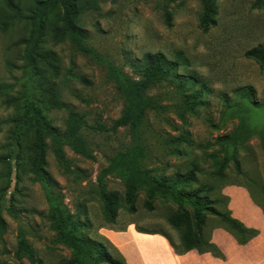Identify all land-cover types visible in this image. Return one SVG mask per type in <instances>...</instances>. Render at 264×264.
Here are the masks:
<instances>
[{
    "label": "rangeland",
    "instance_id": "1",
    "mask_svg": "<svg viewBox=\"0 0 264 264\" xmlns=\"http://www.w3.org/2000/svg\"><path fill=\"white\" fill-rule=\"evenodd\" d=\"M254 1L214 0L217 24L204 33L199 27L203 12L201 0H78L77 23L86 32V43L92 52L81 51L69 37L61 41L49 38L47 48L57 54L58 72L48 70L43 80L40 76L31 80L24 68L25 46L19 45V29L0 30V85H11L13 93L22 91L24 85L30 86L32 92L45 101L43 113L47 119L60 129L65 128L68 110L48 106V92L54 91V83L60 99L86 116L82 134L95 159L84 158L70 147L65 148L71 167L83 170V174L64 173L50 148L45 165L64 205L71 213L91 223L84 231L86 235L105 242L107 239L125 258L127 249L121 240L130 241L134 236L151 234L139 229L162 232L175 241L179 239L178 231L168 221L177 210L176 204H163L158 198L156 209L148 211L144 207L146 192L141 190L137 212L130 214L120 209L117 221L108 223L103 204L94 194L97 178L110 159L135 142L130 126L110 128L126 107L125 97L110 76V65L115 64L138 80L147 52H162L169 59L182 53L187 64L179 73L195 76L203 83L206 93L204 104L196 113H187V120L183 122L177 115V107L183 102L177 85L162 83L146 92L169 108L161 114L145 113L140 128V143L148 154L144 165L154 169L157 175L174 176L177 173L187 175L195 162L198 182L194 187L213 185L211 192L215 198L221 193L226 195V186L240 184L249 188L264 205V70L256 60L245 56L250 49L264 46V5L252 8ZM61 11L59 7L55 12ZM167 13L172 17L170 24ZM249 86L253 96L240 94L241 89ZM12 113L13 109L3 103L0 93V196L4 198L2 212L8 224L3 245L11 251L3 255L2 260L30 264L26 259L19 261L15 257L17 237L23 229L40 261L37 264H59L70 258L71 250L54 243L56 234L46 218L49 211L46 191L41 183L33 180L31 172L32 154L25 147L18 155L13 154ZM181 135L188 141L178 145L170 141ZM221 136L229 137L226 142L228 156L239 161V166L234 159L229 162L223 173L226 179L213 174L212 155L224 156L216 142ZM174 150H179V154ZM106 182L110 191L124 194L126 185L119 175L108 176ZM228 198L232 213H242L239 204L230 208L231 198ZM216 207L225 210L223 201ZM209 219L210 227L218 223L211 216Z\"/></svg>",
    "mask_w": 264,
    "mask_h": 264
},
{
    "label": "trees",
    "instance_id": "2",
    "mask_svg": "<svg viewBox=\"0 0 264 264\" xmlns=\"http://www.w3.org/2000/svg\"><path fill=\"white\" fill-rule=\"evenodd\" d=\"M201 1L203 2V12L199 27L204 33H207L217 24L214 0ZM263 5L264 0H255L252 8L259 9ZM59 7L62 11L55 12ZM78 13V0H0V30L11 32L19 29V45L25 46L24 68L30 73L31 80H35L39 76L40 79H45L48 70L58 72L57 54L53 49L47 48L49 38L61 41L69 37L81 51L92 52L86 43V32L77 23ZM167 18L170 24L172 18L170 13H167ZM245 56L256 60L264 70L263 45L250 49L245 53ZM143 59L144 65L141 66L138 80L128 76L115 64L110 65V76L117 83L118 90L126 99L123 114L114 121L110 128L116 130L120 127L130 126L135 142L126 151L119 152L110 159L109 165L100 172L97 178L98 184L94 194L103 204L104 217L108 223L117 221L120 209L135 214L137 198L141 190L146 192L144 207L148 211L152 212L156 209L155 201L158 198H161L163 204L167 202L176 204L177 210L169 216L168 221L178 231V241L162 232L143 229H139V231L165 236L178 255L197 250L201 254L211 253L217 258L225 260L226 256L223 251L212 241V232L215 228H223L229 232L240 245H247L260 234V230L248 227L233 215L228 207L229 198L227 195L221 193L219 197L213 198L211 192L214 190L213 185L204 184L194 187L198 182L196 175L198 169L195 162L191 164V170L187 175L182 173H177L174 176L157 175L154 169L144 165L143 161L148 154L140 143V128L144 123L145 113L154 111L156 114H161L169 108L161 105L157 97L146 94L151 87L162 83L177 85L183 95V102L177 107V115L183 122L187 120V113H196L198 108L204 104L203 97L206 89L195 76L179 73V69L187 64L182 53H177L175 59H169L162 52H147ZM46 84H41V86L45 88ZM52 89L54 91L48 92V106L68 110L64 129L56 127L47 119L43 113L46 108L43 107L45 101L32 92L30 86L24 85L22 91L13 93L11 85H0L3 103L13 109V113L10 115V121L14 124L12 131L13 154L18 155L23 147L32 154L31 172L34 174L33 180L41 183L46 191L49 204L46 218L50 221V228L56 234L54 243L63 244L71 250L70 258L59 264H129L124 255L107 239L105 242L84 233L91 223L77 217L64 205L62 195L54 190V183L45 170L49 148L60 168L69 175L81 176L83 170L71 167L65 151L66 147H70L76 154L84 158L95 159L87 139L82 134L86 127L85 114L71 109L60 99L55 83L52 85ZM240 94L253 96L254 93L252 87L249 86L241 89ZM101 129L105 130L104 127ZM29 134H32L31 138H29ZM228 139L227 136H221L216 141L224 156L212 155L213 174L218 175L221 179L227 178V175L223 173L232 159L239 166L238 159L234 156L229 157L226 153ZM170 141L178 145L187 142L188 138L181 135ZM174 152L179 154L180 151L174 150ZM112 174H117L124 180L126 189L123 195L108 189L106 179ZM247 189L253 201L264 214L263 203L255 198L249 188ZM220 201L225 204L224 211L216 207ZM3 207L4 198L2 195L0 196V264H11L2 260L3 255L11 253L3 245L4 235L8 229L2 212ZM210 216L213 221H218L212 227L209 226ZM17 240L16 259L19 261L26 259L30 264L40 263L36 258L34 247L23 229L19 230Z\"/></svg>",
    "mask_w": 264,
    "mask_h": 264
},
{
    "label": "crops",
    "instance_id": "3",
    "mask_svg": "<svg viewBox=\"0 0 264 264\" xmlns=\"http://www.w3.org/2000/svg\"><path fill=\"white\" fill-rule=\"evenodd\" d=\"M224 193L231 198L230 208L239 204L242 213L233 215L248 227L260 230V234L247 245H240L223 228H215L212 241L226 254L222 260L211 253L201 254L197 250L184 255L175 253L168 239L158 234H142L127 240H121L127 250L124 254L129 264H264V214L253 201L249 190L240 185H228ZM128 242V243H127ZM137 249V250H135Z\"/></svg>",
    "mask_w": 264,
    "mask_h": 264
}]
</instances>
